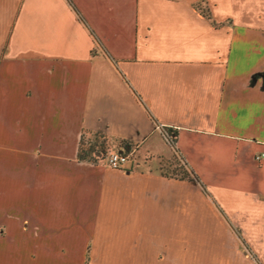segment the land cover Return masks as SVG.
I'll list each match as a JSON object with an SVG mask.
<instances>
[{
	"label": "crops",
	"instance_id": "obj_1",
	"mask_svg": "<svg viewBox=\"0 0 264 264\" xmlns=\"http://www.w3.org/2000/svg\"><path fill=\"white\" fill-rule=\"evenodd\" d=\"M200 1L0 0V264H264V0Z\"/></svg>",
	"mask_w": 264,
	"mask_h": 264
},
{
	"label": "built area",
	"instance_id": "obj_2",
	"mask_svg": "<svg viewBox=\"0 0 264 264\" xmlns=\"http://www.w3.org/2000/svg\"><path fill=\"white\" fill-rule=\"evenodd\" d=\"M136 152L137 148L132 142L109 145L105 136L93 135L88 138L87 158L82 156L81 158L92 163H104L110 168L122 170L126 169ZM256 158L259 162L264 161V151L259 152Z\"/></svg>",
	"mask_w": 264,
	"mask_h": 264
},
{
	"label": "rangeland",
	"instance_id": "obj_3",
	"mask_svg": "<svg viewBox=\"0 0 264 264\" xmlns=\"http://www.w3.org/2000/svg\"><path fill=\"white\" fill-rule=\"evenodd\" d=\"M169 131V130H168ZM90 137V133L85 134L84 144L82 148V157L87 158L88 154V138ZM170 140L166 141L172 149V156L169 157H162L158 161H155V164L159 163L158 166H156L157 170L161 171V173L170 175L172 177H180L184 171L188 170L186 168V164L184 159L182 158V155L174 148L172 147L171 137H169ZM85 153V155H83ZM135 156H132V165L134 166L136 162L142 163L143 161L147 162L148 164L151 162L150 160L153 158V156H146L145 158H141V155L139 153H135ZM155 160V159H154ZM155 167H152L151 169H156ZM87 264V263H85Z\"/></svg>",
	"mask_w": 264,
	"mask_h": 264
},
{
	"label": "trees",
	"instance_id": "obj_4",
	"mask_svg": "<svg viewBox=\"0 0 264 264\" xmlns=\"http://www.w3.org/2000/svg\"><path fill=\"white\" fill-rule=\"evenodd\" d=\"M205 3V0H201L199 3L196 4V7L208 18V19H211V14H210V8L207 7V5L204 4ZM213 23H215L213 21ZM216 24V23H215ZM86 133H90V134H94V135H99V133H93V132H90L87 131ZM101 136H104L102 134H100ZM84 139H85V133L82 135V139H81V144H80V151H79V155L80 157L82 156V148H83V144H84ZM107 143L109 145H115L116 142L115 141H112V140H109V138L106 139ZM173 146V144H172ZM186 164V168L188 169L187 171L185 170L184 173H182V175L180 177H175V178H179V179H186L187 181H199L201 182V180L199 179V177L195 174V172L193 170H191V168L189 167V165L185 162ZM202 183V182H201ZM203 189L204 191H206V187H204L203 185ZM244 244H246L244 242ZM246 247L247 249L249 250V252L253 255L252 257L255 258L257 261H259L257 258H256V255H254L252 253V251L250 250L249 246L246 244Z\"/></svg>",
	"mask_w": 264,
	"mask_h": 264
}]
</instances>
